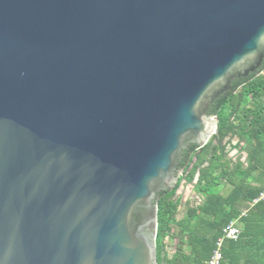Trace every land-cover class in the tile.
Listing matches in <instances>:
<instances>
[{"label": "water", "instance_id": "obj_1", "mask_svg": "<svg viewBox=\"0 0 264 264\" xmlns=\"http://www.w3.org/2000/svg\"><path fill=\"white\" fill-rule=\"evenodd\" d=\"M263 61L264 0H0V264H158L156 196Z\"/></svg>", "mask_w": 264, "mask_h": 264}, {"label": "trees", "instance_id": "obj_2", "mask_svg": "<svg viewBox=\"0 0 264 264\" xmlns=\"http://www.w3.org/2000/svg\"><path fill=\"white\" fill-rule=\"evenodd\" d=\"M259 73L233 80L232 90L210 104L208 115L218 117V133L201 150L191 145L182 151L186 156L181 162L182 176L172 191L156 196L158 264H207L223 229L239 219L243 204L252 203L263 190L264 61ZM234 150L246 153V160L230 157ZM253 180L259 185H252ZM182 181L193 184L203 199L197 207L188 204L183 215L181 197H177ZM224 184L232 187L227 196L220 193ZM240 222V239L226 242L222 264H264V202L257 203Z\"/></svg>", "mask_w": 264, "mask_h": 264}, {"label": "built area", "instance_id": "obj_3", "mask_svg": "<svg viewBox=\"0 0 264 264\" xmlns=\"http://www.w3.org/2000/svg\"><path fill=\"white\" fill-rule=\"evenodd\" d=\"M264 202V188L261 191L258 198L254 199L250 207H254L257 203ZM246 211L242 212L241 217H245ZM242 229L239 226V219L230 222L222 232V236L216 241L215 249L212 252L211 258L208 260L207 264H222L224 259V248L227 241H238L241 236Z\"/></svg>", "mask_w": 264, "mask_h": 264}, {"label": "rangeland", "instance_id": "obj_4", "mask_svg": "<svg viewBox=\"0 0 264 264\" xmlns=\"http://www.w3.org/2000/svg\"><path fill=\"white\" fill-rule=\"evenodd\" d=\"M237 143V139L234 140L233 144H236ZM230 149V147L228 148ZM237 155V158L241 157L242 156V161H244V153L242 154H238L236 150L232 151L229 156L230 157H234ZM197 180V178L195 179ZM195 182V181H194ZM183 187H185V190L182 192L181 190L178 191L177 193V197L181 196V204L179 205V209H180V213L183 215L186 211H187V208H188V204L185 203L186 202V199H189V202L192 206H197V204H201L202 203V200L199 199L200 201H198L197 199L194 200L192 199L193 197L191 196V192L193 190V185L192 184H186V182L183 183ZM231 185H227V184H224V187L221 188L220 190V193L222 195H227L229 193V191L231 190ZM185 200V201H184ZM169 251L172 252L173 251V246H170L169 247Z\"/></svg>", "mask_w": 264, "mask_h": 264}, {"label": "crops", "instance_id": "obj_5", "mask_svg": "<svg viewBox=\"0 0 264 264\" xmlns=\"http://www.w3.org/2000/svg\"><path fill=\"white\" fill-rule=\"evenodd\" d=\"M237 141H238V139H237ZM246 157H247V154L246 153H244V161L246 160ZM257 177V174L255 173L254 174V178H256ZM197 180H195V182H196ZM185 181H183V183H184ZM193 185V184H192ZM252 185H254V186H258L259 184L257 183V182H254V180H253V182H252ZM224 187V186H223ZM222 187V188H223ZM232 189V188H231ZM179 190H181L182 192L185 190V187H183V184H182V188L181 189H179ZM178 190V191H179ZM231 191V190H230ZM229 191V192H230ZM191 192V196L193 197L192 199H194V200H198V201H200L199 199H201L202 200V202H203V199H202V197L201 196H199V195H197L196 194V192H195V190H194V185H193V190L192 191H190ZM229 194V193H228ZM227 194V195H228ZM227 195H223V196H227ZM179 197V196H178ZM181 197V196H180ZM185 201V200H184ZM185 203H187V204H189L190 206H192L191 204H190V202H189V199H186V202ZM202 204V203H201ZM201 204H197V206H199V205H201ZM197 206H195V207H197ZM251 206V203L250 204H243V206H242V208H241V213L242 212H244V211H246L247 212V214H246V216L249 214V212L253 209V207H250ZM181 214V213H180ZM182 215V214H181ZM245 216V217H246ZM242 218V217H241ZM238 220V219H237ZM239 226L241 227V229L243 230V224L240 222V218H239ZM242 233V232H241ZM170 256H171V253H170Z\"/></svg>", "mask_w": 264, "mask_h": 264}, {"label": "flooded vegetation", "instance_id": "obj_6", "mask_svg": "<svg viewBox=\"0 0 264 264\" xmlns=\"http://www.w3.org/2000/svg\"><path fill=\"white\" fill-rule=\"evenodd\" d=\"M190 147H191V146H189L187 149H190ZM182 156H183L182 161H184L185 158H186V156H184L183 154H182ZM182 161H181V162H182ZM181 162H180L179 166H178L177 169H176V173H177V174L180 173V171L182 170V169H181Z\"/></svg>", "mask_w": 264, "mask_h": 264}]
</instances>
